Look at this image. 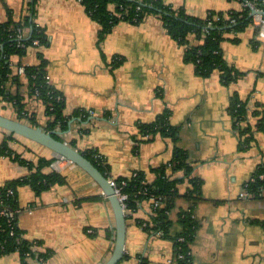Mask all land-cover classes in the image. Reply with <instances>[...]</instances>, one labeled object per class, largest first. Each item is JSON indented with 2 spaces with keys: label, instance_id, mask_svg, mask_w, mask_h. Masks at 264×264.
<instances>
[{
  "label": "crops",
  "instance_id": "0c3cea01",
  "mask_svg": "<svg viewBox=\"0 0 264 264\" xmlns=\"http://www.w3.org/2000/svg\"><path fill=\"white\" fill-rule=\"evenodd\" d=\"M162 1L199 18L210 11L242 8L236 0ZM28 2L0 0V23L21 21L30 14ZM33 22L44 30L48 43L29 46L24 54L11 55L10 62L13 67L37 64L38 53L46 60L48 82L61 92L64 113L71 116L68 129H56L57 135L70 144L74 141L81 152L96 150L108 164L109 178H128L140 171L152 182L154 169L163 165L171 179L183 178L169 217L175 232L179 211L191 210L196 222L192 264H264V198L240 196L264 163V126L241 145L228 110L233 92L247 101L251 124L257 119L252 115L255 102L264 106V28L256 29L258 20L238 34V42L227 38L221 44L226 62L240 73L229 84H223L218 71L199 76L157 15H147L139 23L119 21L102 41L97 39V22L79 0H37ZM22 31L27 38L30 28ZM189 38L193 42L195 37ZM20 79V86L10 82L7 86L25 96L27 112L44 128L45 106L28 95L26 79ZM74 110L80 114L73 116ZM165 112L174 129L171 136L140 132L141 125ZM0 113L17 116L3 100ZM8 135L0 128V143ZM12 137L9 146L16 153L28 161L54 158L50 167L64 177L63 183L38 195L29 185L18 188L17 222L24 238L41 243L36 251H50L44 261L28 256L26 264H103L113 249L115 222L102 189L76 164L29 139ZM178 150L192 167L190 175L202 181L194 204L182 196L188 185L184 172L169 165ZM28 173L27 166L0 156V184ZM151 203L141 200L126 218L124 253L118 264H173L171 239L137 223L149 219ZM0 264H20L19 257L0 255Z\"/></svg>",
  "mask_w": 264,
  "mask_h": 264
},
{
  "label": "trees",
  "instance_id": "16d2710c",
  "mask_svg": "<svg viewBox=\"0 0 264 264\" xmlns=\"http://www.w3.org/2000/svg\"><path fill=\"white\" fill-rule=\"evenodd\" d=\"M37 0H29L28 9L30 14L26 15L19 22L12 20L0 23V100L11 104L15 109L16 118L26 121L33 126H38L33 113L26 110L25 96L19 90H11L8 82L20 86V78L24 77L27 83L28 95L41 100L45 106L47 123L45 130L66 131L71 116L64 113L65 101L61 92L57 91L49 82L45 72L46 60L38 53L39 63L33 65H21L24 73L18 74L16 68L10 64V56L13 54L22 55L29 46L39 47L48 43L44 30L33 22L34 5ZM84 6L88 15L97 22V39L102 41L119 21L132 23L141 22L147 15H157L170 37L183 47V59L193 64L195 72L201 77H209L214 71L219 72L223 84L235 81L240 73L228 64L223 56L221 44L227 38L238 42V34L243 32L253 19L249 16L250 8L242 6L240 9H231L226 12L210 11L204 18L191 16L186 13L183 7H173L163 3L162 0H79ZM240 3L249 1L260 7L259 0H236ZM228 17V18H227ZM29 27V36L18 40L16 33L23 27ZM260 29V25H254ZM194 35V41L190 40ZM230 35V37H227ZM34 40L38 43L35 44ZM21 43L22 46H18ZM14 70L16 72H14ZM247 101L233 92L229 100V114L233 119V126L239 132L242 144L250 142L253 132L263 130L264 106L255 104L252 115L257 118L252 132L248 123ZM78 110L73 111V116L79 115ZM143 134H152L161 131L171 136L174 129L168 123V113L161 114L156 121L150 124H143L139 128ZM12 133L6 136L0 143V156L7 155L15 161L28 167L29 173L14 179L6 180L0 184V255L17 253L20 264H26L28 256H36L46 260L50 251L39 252L34 248L39 246V241L32 242L24 238L23 230L18 225V213L8 217L5 211L20 209L18 203V188L22 185H29L36 195L50 188L57 183H63L64 177L53 170L50 165L54 158L39 157L37 161H28L21 154L16 153L9 146L13 139ZM59 137L58 135H56ZM74 141L72 142V145ZM106 177L108 175V164L94 149L82 152ZM185 155L179 150L175 153L174 159L169 163L172 170L184 172L188 185L183 193V198L194 204L201 194V179L191 176L192 167L185 161ZM168 165V166H169ZM48 168V170L46 169ZM167 166L163 165L154 169L155 179L147 182L143 172H135L128 178H117V182L125 181L123 191L129 195L128 211L126 218H131L138 202L147 199L152 203V213L149 219H138L137 223L149 232H159V236L169 238L173 242L174 253L173 264H192L190 245L194 237L196 222L192 217L191 210L181 209L178 213V229L172 232L173 222L169 217L170 212L175 208L176 200L180 196L177 185L183 178L171 179L167 173ZM262 175V177H260ZM245 189L254 198H264L258 195L264 191V163L259 164L255 169L252 179L245 186ZM157 205L153 207V203ZM37 254V255H36ZM141 264H146L144 261Z\"/></svg>",
  "mask_w": 264,
  "mask_h": 264
},
{
  "label": "water",
  "instance_id": "95a60500",
  "mask_svg": "<svg viewBox=\"0 0 264 264\" xmlns=\"http://www.w3.org/2000/svg\"><path fill=\"white\" fill-rule=\"evenodd\" d=\"M261 6L256 9L250 6L249 16L260 14L264 19V0H259ZM0 128L4 131L29 139L38 143L57 156L76 164L85 171L102 189L110 203L114 215V244L108 259L103 264H118L124 253L126 214L122 209L113 187L106 177L84 154L64 139L57 137L58 131L45 130L41 126H33L18 118L9 117L0 113Z\"/></svg>",
  "mask_w": 264,
  "mask_h": 264
},
{
  "label": "built area",
  "instance_id": "2783aa9c",
  "mask_svg": "<svg viewBox=\"0 0 264 264\" xmlns=\"http://www.w3.org/2000/svg\"><path fill=\"white\" fill-rule=\"evenodd\" d=\"M242 6H248L249 8L251 6V7H254L256 9L259 8L258 6H256L255 4H253L252 2H249V1L243 2ZM252 19H254V20L257 19L258 20V24L262 28H264L263 16H261L260 14H254L252 16ZM16 37L18 38V40H22L24 38L22 29L18 30V32L16 33ZM34 43L37 44L38 41L34 40ZM18 46H22V44L19 43ZM10 64H11V62H10ZM16 70H17L18 74H23L24 73V67L23 66H18L16 68ZM61 158H63V157H61ZM260 177H262V175ZM108 180H109V184L114 189V192H115V194H116V196L118 198V201H119L122 209L124 210V212L126 214V212L128 211L127 204H128V198H129V195L126 192L123 191V187L126 185V182L125 181L117 182L115 179H112V178H109V177H108ZM245 186H246V184H245ZM263 194H264V191L262 190L258 195L260 196V195H263ZM240 196L243 197V198L252 197V195L245 189V187H244V190L240 193ZM156 205H157V202L155 201L153 203V207H155ZM1 212L2 213L5 212L8 215V217H13L15 213H19L20 212V209H16L14 211L2 210ZM151 213H152V211H151ZM156 234L159 235L160 233L156 232Z\"/></svg>",
  "mask_w": 264,
  "mask_h": 264
},
{
  "label": "rangeland",
  "instance_id": "374dc122",
  "mask_svg": "<svg viewBox=\"0 0 264 264\" xmlns=\"http://www.w3.org/2000/svg\"><path fill=\"white\" fill-rule=\"evenodd\" d=\"M41 47H43V46H41ZM257 102H255V104H256ZM249 118V117H248ZM257 120V119H256ZM255 120V121H256ZM248 121V123L251 125L250 126V129L252 130V132L255 130V128H254V125H255V123L254 124H251L250 122H249V119L247 120ZM37 255V254H36ZM20 261V260H19Z\"/></svg>",
  "mask_w": 264,
  "mask_h": 264
}]
</instances>
